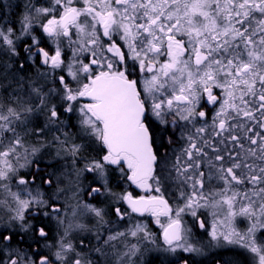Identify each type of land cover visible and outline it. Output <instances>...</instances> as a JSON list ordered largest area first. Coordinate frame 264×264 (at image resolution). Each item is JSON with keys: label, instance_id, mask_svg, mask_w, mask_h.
Masks as SVG:
<instances>
[{"label": "snow or ice", "instance_id": "6c2138e0", "mask_svg": "<svg viewBox=\"0 0 264 264\" xmlns=\"http://www.w3.org/2000/svg\"><path fill=\"white\" fill-rule=\"evenodd\" d=\"M222 249L264 264V0H0V264Z\"/></svg>", "mask_w": 264, "mask_h": 264}]
</instances>
